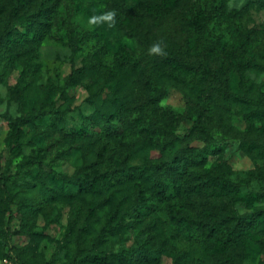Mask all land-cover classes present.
Here are the masks:
<instances>
[{"label":"rangeland","instance_id":"rangeland-1","mask_svg":"<svg viewBox=\"0 0 264 264\" xmlns=\"http://www.w3.org/2000/svg\"><path fill=\"white\" fill-rule=\"evenodd\" d=\"M10 1L0 0V32L6 20L10 23L20 21V16L13 19L8 16ZM131 1L137 3V0ZM170 1L148 0L150 7L139 3V10L133 16L146 10L147 15L138 16L142 18L139 21L141 29L149 30L151 44L162 40L165 50L172 46L174 52L171 53L179 62L183 59L197 64L200 57L208 54L202 48V42L212 40L207 47L214 52H210L211 60H208L216 77L204 78L180 68H168L160 56L149 55L141 43L115 32L105 36L110 40L111 51L105 59H94L92 52L85 50L73 52L69 46L50 37L41 40L27 56H18L3 69L4 52H0V178L5 177L0 179V256L13 255L22 264H101L89 262L87 255L95 251L114 253L122 247H135L145 242L135 226L124 227L114 234H108L105 229L110 215L120 212L119 197L133 190L134 185L123 189L111 177L107 190L101 186V191L74 196L65 194L57 185L58 179L68 180L74 186L73 180L79 176L91 177L100 171L95 167L88 168L96 159L97 144L91 143V138L62 137L61 123L57 128L52 125L49 110H66L63 125L76 130L87 116L110 111L113 106L110 99L115 92L119 99L125 98L130 110L134 104H142L148 94L163 91L162 104L174 116V121H168L169 126L180 135V141L173 149L161 151L156 136H146L144 143L138 144L143 148L136 152L134 147L126 146L131 155L130 166L148 159H168L185 145L207 146L199 135L189 131L197 105L206 97L219 102L223 107L218 106L205 122L207 132L220 147L216 146L219 148L217 153L207 156L205 167L239 185L235 204L238 212L264 208V199L251 204L246 201L247 194L255 195L264 189V161L257 162L261 165L258 169L252 153L235 138L245 127L242 114L263 108L264 103H224L217 95L222 85L218 76H222L227 80L229 91L264 102V11L255 0H222L227 15L219 30L207 38L197 33L190 35L182 12L168 9ZM192 1L176 0V6ZM60 2L62 10L57 12L61 18L72 17L82 31L90 27L87 24L91 16L89 6L103 10L106 3L103 0H75L77 11L71 15L68 1ZM152 5L155 8L150 10ZM61 18L55 17L59 21ZM252 29L258 32H250ZM249 32L253 36L251 39L246 38ZM118 38L131 55H142L141 65L131 72H127L128 65L110 64L120 45ZM150 69L157 79L149 76ZM72 70H77L79 79L63 92V85ZM261 123L262 120H252V137L258 141L264 139V133H259ZM67 145L71 148L64 150L63 146ZM29 160L45 162L34 165ZM133 213L131 210V215ZM257 242V239L247 242L244 264H258L264 259L260 251L262 246ZM157 264H173V259L164 254Z\"/></svg>","mask_w":264,"mask_h":264},{"label":"trees","instance_id":"trees-1","mask_svg":"<svg viewBox=\"0 0 264 264\" xmlns=\"http://www.w3.org/2000/svg\"><path fill=\"white\" fill-rule=\"evenodd\" d=\"M67 1L73 15L77 11L75 0ZM103 1L106 2L103 10L92 5L88 11L91 16H99L107 10H115V26L109 27L107 23H101L82 31L72 17L68 16L65 20L61 18V14L57 12L58 9L62 10L60 0H11L8 16L11 19L20 16V21L10 23L6 20L0 32V52H4L2 69L18 56H27L47 37L69 46L73 52H92L94 59H105L110 55V40L105 36L112 32L122 34L149 49L152 45L150 32L141 29L139 21L142 18L138 17L147 15V11L141 13L140 10L141 14H133L139 10V3H144L147 7H150L151 3L148 4V0H137L136 4L131 0ZM255 1L259 9L264 11V0ZM168 6L170 11L175 9L182 12L190 35L197 33L207 38H211L215 31L219 30L227 15L226 4L222 0H193L183 6H176V0H171ZM154 8L152 5V8L148 9ZM55 17L61 18L60 21ZM250 32L255 34L258 31L252 29ZM250 32L246 38L253 37ZM211 41L202 42V48L206 49L208 54L204 58L200 57L197 64L183 59L179 62L171 53L174 52L172 46L165 50L167 55L161 57V61L168 68H180L200 77L214 78L217 73L212 71L210 61V52L214 50L207 47ZM117 42L120 45L111 59V65H128L127 72L141 65L142 55H131L121 38H118ZM149 76L157 79L151 69ZM78 79L77 70H72L63 85V92ZM218 79L222 85L217 95L224 103H264L259 99L229 91L226 78L218 76ZM164 98L163 91L148 94L142 104H134L129 110L125 98L119 99V94L115 92L110 99L113 104L110 111L87 116L82 126L76 130L67 129L63 125L66 110H49L52 125L57 128L61 123L59 132L62 137L91 138L90 142L97 144L96 159L88 168L95 167L100 173L91 177L81 175L73 180L74 186H71L68 180L57 179V185L65 194L74 196L78 193L98 192L101 191V186L107 190V186L112 182L109 180L111 177L120 183L123 189L134 185L133 190L119 197L120 212L110 215L105 229L108 234H114L124 227L135 226L138 228V235H143L145 242L135 247H122L114 253L95 251L87 255V260L101 264H125L130 261L133 264H157L162 255L168 254L172 257L173 264H244L246 245L252 239H257V243L262 246L260 251L264 254V208L238 212L235 204L239 185L227 176L205 167L207 156L217 153L220 147L207 132L205 122L210 114L217 111L218 106L223 107L216 100L206 97L202 104L197 105L196 117L189 131L190 134L199 135L207 146L185 145L176 149L168 159H148L133 166L128 164L131 155L126 146L134 147L133 151L136 152V149L143 148L138 144L144 143L146 136L158 137L161 151L175 148L176 143L180 141V135L169 126L168 121H174V116L162 104ZM242 119L245 121V127L235 138L244 149L252 153L258 169H261L257 162L264 161V139L258 141L256 137H252V120L263 121L259 126V133H264V107L243 113ZM70 148V145L63 146L64 150ZM28 162L39 165L45 161ZM13 177H16V174ZM112 193L113 191L107 198ZM263 199V188L255 195H246L249 204ZM131 210L134 211L132 215ZM4 256L12 257L18 264H22L13 255L5 254L0 258ZM258 264H264V259Z\"/></svg>","mask_w":264,"mask_h":264},{"label":"clouds","instance_id":"clouds-1","mask_svg":"<svg viewBox=\"0 0 264 264\" xmlns=\"http://www.w3.org/2000/svg\"><path fill=\"white\" fill-rule=\"evenodd\" d=\"M116 12L115 10H107L101 15H93L90 16L87 20V24L91 28H94L95 26L100 25L101 23H107L109 27H114L116 24ZM148 54L152 56H160L164 57L167 55L165 51V45L162 40H158L154 42L148 49Z\"/></svg>","mask_w":264,"mask_h":264},{"label":"built area","instance_id":"built-area-1","mask_svg":"<svg viewBox=\"0 0 264 264\" xmlns=\"http://www.w3.org/2000/svg\"><path fill=\"white\" fill-rule=\"evenodd\" d=\"M0 264H18L12 257L4 256L0 258Z\"/></svg>","mask_w":264,"mask_h":264}]
</instances>
